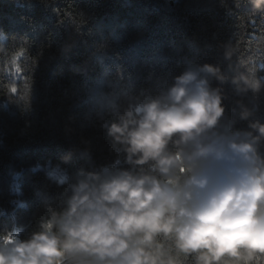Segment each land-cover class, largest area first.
I'll return each mask as SVG.
<instances>
[{
	"label": "trees",
	"instance_id": "trees-1",
	"mask_svg": "<svg viewBox=\"0 0 264 264\" xmlns=\"http://www.w3.org/2000/svg\"><path fill=\"white\" fill-rule=\"evenodd\" d=\"M0 34V232L22 227V239L38 230L45 204L61 209L80 170L117 158L130 167L105 127L130 98L158 94L193 62L232 76L240 57L264 80V14L234 0H0ZM222 87L235 129L248 128L241 102L264 122V93ZM47 166L68 181L48 177ZM15 175L23 206L12 205Z\"/></svg>",
	"mask_w": 264,
	"mask_h": 264
},
{
	"label": "clouds",
	"instance_id": "clouds-1",
	"mask_svg": "<svg viewBox=\"0 0 264 264\" xmlns=\"http://www.w3.org/2000/svg\"><path fill=\"white\" fill-rule=\"evenodd\" d=\"M234 3L264 14V0ZM237 54L224 46L226 60ZM238 59L232 76L189 63L158 94L115 110L105 125L111 151L130 167L117 158L80 170L61 209L45 204L27 239L22 227L0 232V264H264V122L241 102L248 128L235 129L222 87L230 81L237 93L259 96L264 80ZM58 179L67 182V171Z\"/></svg>",
	"mask_w": 264,
	"mask_h": 264
},
{
	"label": "built area",
	"instance_id": "built-area-1",
	"mask_svg": "<svg viewBox=\"0 0 264 264\" xmlns=\"http://www.w3.org/2000/svg\"><path fill=\"white\" fill-rule=\"evenodd\" d=\"M40 169V166L38 167ZM47 175L48 177L56 180L59 182L58 179V173L59 171H63L59 168L52 167V166H47L46 168ZM12 186H13V194L17 196V199L12 202L13 206H23V203L19 200V197L23 194V188L22 184L19 182L18 175H15L12 181ZM1 214H6L5 210L1 211Z\"/></svg>",
	"mask_w": 264,
	"mask_h": 264
}]
</instances>
